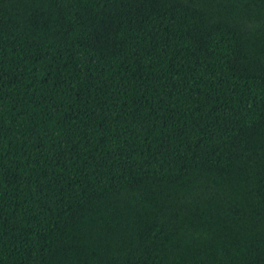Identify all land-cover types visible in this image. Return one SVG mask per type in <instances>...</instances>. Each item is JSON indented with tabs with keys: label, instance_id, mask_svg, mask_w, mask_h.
Wrapping results in <instances>:
<instances>
[{
	"label": "trees",
	"instance_id": "obj_1",
	"mask_svg": "<svg viewBox=\"0 0 264 264\" xmlns=\"http://www.w3.org/2000/svg\"><path fill=\"white\" fill-rule=\"evenodd\" d=\"M0 264H264V0H0Z\"/></svg>",
	"mask_w": 264,
	"mask_h": 264
}]
</instances>
